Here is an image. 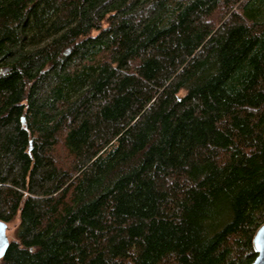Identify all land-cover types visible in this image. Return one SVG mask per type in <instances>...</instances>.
Segmentation results:
<instances>
[{
	"label": "trees",
	"instance_id": "16d2710c",
	"mask_svg": "<svg viewBox=\"0 0 264 264\" xmlns=\"http://www.w3.org/2000/svg\"><path fill=\"white\" fill-rule=\"evenodd\" d=\"M0 220V264H249L264 0H0Z\"/></svg>",
	"mask_w": 264,
	"mask_h": 264
},
{
	"label": "water",
	"instance_id": "95a60500",
	"mask_svg": "<svg viewBox=\"0 0 264 264\" xmlns=\"http://www.w3.org/2000/svg\"><path fill=\"white\" fill-rule=\"evenodd\" d=\"M22 120H24V117ZM7 232L8 224L3 220H0V259L4 256L9 246ZM252 246L256 256L249 264H264V223L256 229L252 238Z\"/></svg>",
	"mask_w": 264,
	"mask_h": 264
},
{
	"label": "rangeland",
	"instance_id": "374dc122",
	"mask_svg": "<svg viewBox=\"0 0 264 264\" xmlns=\"http://www.w3.org/2000/svg\"><path fill=\"white\" fill-rule=\"evenodd\" d=\"M15 228V224L13 223L12 225H10V227H8V231H9V235L11 236V232L14 230Z\"/></svg>",
	"mask_w": 264,
	"mask_h": 264
}]
</instances>
